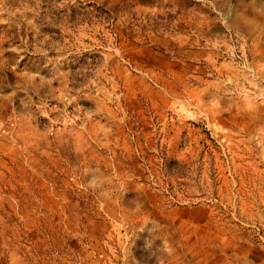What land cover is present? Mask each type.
I'll list each match as a JSON object with an SVG mask.
<instances>
[{
  "label": "rangeland",
  "instance_id": "374dc122",
  "mask_svg": "<svg viewBox=\"0 0 264 264\" xmlns=\"http://www.w3.org/2000/svg\"><path fill=\"white\" fill-rule=\"evenodd\" d=\"M222 6L0 0V264H264L263 145L197 87L227 70H162L181 62L174 36L200 31L264 87ZM122 193L121 236H107L91 217Z\"/></svg>",
  "mask_w": 264,
  "mask_h": 264
},
{
  "label": "crops",
  "instance_id": "0c3cea01",
  "mask_svg": "<svg viewBox=\"0 0 264 264\" xmlns=\"http://www.w3.org/2000/svg\"><path fill=\"white\" fill-rule=\"evenodd\" d=\"M221 1L223 3L222 10L226 11L231 25L236 28L242 36L243 47H248L255 68L264 74V0ZM202 33L199 31L197 35L193 36L182 34L174 36L175 52L178 53V57L176 55L175 59L181 62H174L167 55L166 57L168 59H163V72L175 78H180L186 74L184 71L185 66H192L195 70L196 68H201L199 64L204 61L208 64H212L213 68L221 72H223L222 70H227L226 77L223 79L222 83L218 79H207L204 81L199 76V81L202 79V82H204L197 86L198 90L202 91V95L200 94V96L205 98L212 95V97L210 96L209 102L212 101V98L222 101L223 109L225 113H227L223 116V121L237 125L240 134L250 133L255 135L256 139L260 140L263 145L262 154L264 155V104L257 100L260 95H264V87L254 85L255 89L248 90L245 84L247 82V75L236 67L231 68L225 61L223 62L217 59V53L207 51L202 43ZM226 82H231L233 85L225 87L223 84ZM217 85H222L221 91L213 89L214 86ZM252 93L255 94L253 95ZM175 108L177 109V107ZM193 114H195L198 119L200 118L197 111H194ZM127 197L128 194L122 193L119 199L112 202V204L117 205V207H109L108 212L103 214L99 211L98 215L95 213L94 217H91L92 222L106 225V231H103V234L114 236L113 232H115L117 236H121V233L117 231L115 223L118 224L119 221H123V219L127 217L125 200ZM94 202L95 201H93V203ZM94 204L96 206L98 205L97 203ZM148 209L149 208H146V210ZM103 215H105V217ZM149 221L150 219L147 218L146 221L143 220V222L140 223L129 221V224L137 231ZM87 232L93 235L97 234L96 231L92 232V230Z\"/></svg>",
  "mask_w": 264,
  "mask_h": 264
},
{
  "label": "built area",
  "instance_id": "2783aa9c",
  "mask_svg": "<svg viewBox=\"0 0 264 264\" xmlns=\"http://www.w3.org/2000/svg\"><path fill=\"white\" fill-rule=\"evenodd\" d=\"M238 58L242 62L243 67L247 68V66H248V58L245 57L244 55H238ZM257 78L259 79L260 77H257ZM263 84H264V80H263Z\"/></svg>",
  "mask_w": 264,
  "mask_h": 264
}]
</instances>
